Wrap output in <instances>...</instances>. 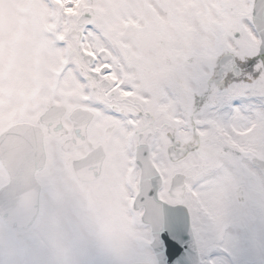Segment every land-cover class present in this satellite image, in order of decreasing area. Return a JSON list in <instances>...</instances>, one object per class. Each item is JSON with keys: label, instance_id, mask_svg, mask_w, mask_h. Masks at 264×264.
<instances>
[{"label": "snow or ice", "instance_id": "6c2138e0", "mask_svg": "<svg viewBox=\"0 0 264 264\" xmlns=\"http://www.w3.org/2000/svg\"><path fill=\"white\" fill-rule=\"evenodd\" d=\"M151 3L0 0V101L20 97L0 105V221L98 174L137 241L119 264H264V0ZM212 169L262 174L260 227L215 202Z\"/></svg>", "mask_w": 264, "mask_h": 264}, {"label": "rangeland", "instance_id": "374dc122", "mask_svg": "<svg viewBox=\"0 0 264 264\" xmlns=\"http://www.w3.org/2000/svg\"><path fill=\"white\" fill-rule=\"evenodd\" d=\"M120 0H101L102 3L107 4L108 8L105 9V11L108 12H112V6L119 4ZM28 85V78L27 75L24 74L21 79L17 82V86L20 89H24L26 88ZM5 90H10L14 88V85L12 82H8L5 83L3 85ZM20 100V97L17 95H12L11 97L0 101V105L4 106V107H8V106H14L16 103H18ZM76 193L80 196L83 197L84 196V189L85 186H83L82 188L77 187V185L73 186ZM213 192V191H210ZM46 201L48 202V197L46 196ZM48 215H52L53 218L58 219L61 222H64L66 224V222L63 220V217H61L60 215H58L55 211H49L47 212ZM72 221L77 223V229H79L80 233L76 234V233H72L75 237H78V235L80 236V239H78L77 243L80 244V246L83 248L84 253L88 257L91 256L92 253L97 252L98 254H101L102 249L100 248V245L98 243V237L100 232L102 231V224L101 222H99L96 219H93L94 225L98 226L96 229H92L87 227V224H84L82 222L79 221V217L77 215H74L72 217ZM92 223L89 221V225H91ZM104 226V225H103ZM41 232H43V230L41 229ZM111 233H113L112 235V239H110L109 243H111V247L110 250L112 253H114V258H110L109 261H106L104 264H113V261H120L123 258H128L131 259L132 258V252L133 250L137 247V241L132 238L131 236H129L128 234H123L120 233L118 224H111ZM103 236L105 238H108V232L105 231L103 232ZM44 238H48L47 235H44ZM119 238V245H117V239ZM103 240V238H101ZM5 241L4 238V234L1 232L0 230V248H2L3 242ZM104 243V241H103ZM104 246H106V244L104 243ZM99 249V250H98ZM109 256V255H108ZM66 260H68L70 262V264H77V260H72L70 257L68 256H64ZM99 260V257L96 259ZM82 264H85V260L82 262Z\"/></svg>", "mask_w": 264, "mask_h": 264}, {"label": "clouds", "instance_id": "9594fccd", "mask_svg": "<svg viewBox=\"0 0 264 264\" xmlns=\"http://www.w3.org/2000/svg\"><path fill=\"white\" fill-rule=\"evenodd\" d=\"M253 227H260V222ZM98 243L102 250L104 249L103 240L98 237ZM39 247L44 253V259L41 261V264H70L68 260L65 259L64 255L57 250L54 244H48L44 240L40 241ZM0 261H3V264H33L31 259L20 256L16 253L12 245L5 240L3 242L2 248H0ZM113 264H119L118 261H113Z\"/></svg>", "mask_w": 264, "mask_h": 264}]
</instances>
